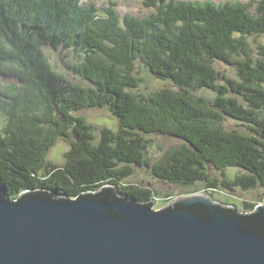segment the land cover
I'll return each mask as SVG.
<instances>
[{
	"label": "trees",
	"instance_id": "obj_1",
	"mask_svg": "<svg viewBox=\"0 0 264 264\" xmlns=\"http://www.w3.org/2000/svg\"><path fill=\"white\" fill-rule=\"evenodd\" d=\"M0 0V189L10 200L23 191L47 190L67 199L112 186L141 204L153 192L125 185L133 166L182 188L219 186L234 193L264 188V0L245 4L140 0L144 18L117 12V1ZM256 7V12L251 9ZM70 50L80 62L70 70L82 87L51 67L43 48ZM141 63L152 78L169 83L148 96L136 93ZM235 72L229 78L216 68ZM222 82V83H221ZM209 90L212 100L195 94ZM243 101V103H241ZM85 109H107L118 130L98 137ZM226 118L245 131L227 129ZM179 139L155 161L151 140ZM59 140L71 142L64 163L47 161ZM208 168L221 173V184ZM229 168L242 171L232 179ZM212 198V197H211ZM257 204H246L245 213Z\"/></svg>",
	"mask_w": 264,
	"mask_h": 264
},
{
	"label": "water",
	"instance_id": "obj_2",
	"mask_svg": "<svg viewBox=\"0 0 264 264\" xmlns=\"http://www.w3.org/2000/svg\"><path fill=\"white\" fill-rule=\"evenodd\" d=\"M152 207L112 186L74 200L0 189V264H264V205L240 214L189 194Z\"/></svg>",
	"mask_w": 264,
	"mask_h": 264
},
{
	"label": "rangeland",
	"instance_id": "obj_3",
	"mask_svg": "<svg viewBox=\"0 0 264 264\" xmlns=\"http://www.w3.org/2000/svg\"><path fill=\"white\" fill-rule=\"evenodd\" d=\"M178 1H188V2H199L203 3H213L216 6H220L226 3L231 4H245L250 2H257L259 0H178ZM95 5L99 8L106 6L103 0L95 1ZM116 9L121 18L124 16H133L135 18H144L153 13V9H148L143 6L140 0L137 1H117ZM252 13L256 12V7L251 9ZM259 43L264 42V36L253 39ZM43 51L54 71L59 74L64 75L69 81L76 83L82 87H88V83L84 81L78 74L70 70V67L76 66L80 62V56L73 53L70 50H54L52 48L44 47ZM135 74L142 80L141 87L136 91L142 95L148 96L163 88H171L169 83L164 81L155 80L150 76L147 69L141 63H136ZM216 68L226 74L231 79H236L234 70L227 68L222 64L217 63ZM222 83V82H221ZM196 96H202L207 99L212 100L214 94L209 90H203L195 94ZM243 103V101L241 102ZM76 115L84 117L88 123L94 127V134L96 137L99 135V131L103 128L110 129L112 131L118 130L117 120L109 113L107 109H85L78 112ZM5 119L0 113V129L4 126ZM225 126L227 129H233L238 131H245L242 124L238 121L226 118ZM151 140V145L146 152V157L150 162H155L164 151L180 146L182 142L179 139L161 136V135H151L145 136ZM71 142L69 140H59L50 149L47 155V161L61 166L64 163V155L69 150ZM133 175L124 181L125 185H137L142 188L149 189L153 192V210L161 211L165 209L173 200L189 195V194H205L208 195L202 185L198 184L192 188H182L175 185H169L162 183L155 179L148 169L145 167L133 166ZM208 172L212 178L217 180L220 184L223 181L221 173L215 171L212 168H208ZM226 176L232 179L238 174H242L235 168H229L225 172ZM211 197L216 203L228 207L231 209H236L238 213L244 214L247 210L245 209L246 204H260L264 205V188H257L250 192H242L241 190H236L234 193L225 190L223 187L219 186L214 192H211Z\"/></svg>",
	"mask_w": 264,
	"mask_h": 264
}]
</instances>
